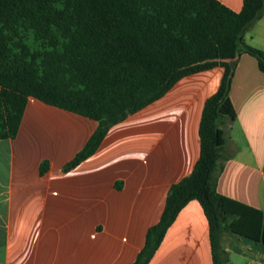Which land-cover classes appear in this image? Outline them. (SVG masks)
Masks as SVG:
<instances>
[{"label":"crops","instance_id":"crops-1","mask_svg":"<svg viewBox=\"0 0 264 264\" xmlns=\"http://www.w3.org/2000/svg\"><path fill=\"white\" fill-rule=\"evenodd\" d=\"M218 1L235 12L242 7V0ZM263 19L251 24L260 39L243 41L264 51ZM223 72L216 65L180 77L66 170L98 122L29 96L14 137L0 139V264L132 263L170 185L199 156L201 112ZM229 96L235 117L223 126L227 159L216 190L264 212V75L245 52ZM222 246L225 264H264L261 242L226 233ZM147 264H213L197 200L179 210Z\"/></svg>","mask_w":264,"mask_h":264},{"label":"trees","instance_id":"trees-1","mask_svg":"<svg viewBox=\"0 0 264 264\" xmlns=\"http://www.w3.org/2000/svg\"><path fill=\"white\" fill-rule=\"evenodd\" d=\"M264 14V0L235 12L218 0H0V139L14 137L29 96L98 122L70 169L100 144L113 124L159 98L180 77L216 65L217 90L204 102L200 151L189 174L170 185L159 220L130 264H147L179 210L197 200L209 227L213 264H225L228 233L264 244V212L220 194L227 159L226 122L236 58L264 51L244 43ZM47 168L42 161L40 171Z\"/></svg>","mask_w":264,"mask_h":264},{"label":"rangeland","instance_id":"rangeland-1","mask_svg":"<svg viewBox=\"0 0 264 264\" xmlns=\"http://www.w3.org/2000/svg\"><path fill=\"white\" fill-rule=\"evenodd\" d=\"M264 20V19H263ZM252 26H254V25H252ZM251 25L245 30V38L246 37H248V35H252L253 37H254V39L255 40H257V39H260V37H259V35L256 33V32H254V29L256 28V27H252Z\"/></svg>","mask_w":264,"mask_h":264}]
</instances>
